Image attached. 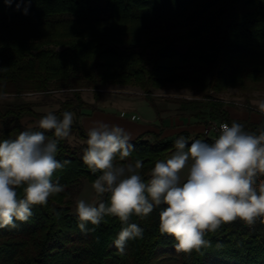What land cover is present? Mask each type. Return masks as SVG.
Wrapping results in <instances>:
<instances>
[{"label": "trees", "instance_id": "1", "mask_svg": "<svg viewBox=\"0 0 264 264\" xmlns=\"http://www.w3.org/2000/svg\"><path fill=\"white\" fill-rule=\"evenodd\" d=\"M105 85L140 89L158 120L153 91H194L202 100L180 102L181 111L188 106L205 111L183 110L180 118L232 123L218 94L236 89L248 100L254 91L264 93V0H0V98L71 92L55 112L75 114L70 135L80 140L73 146L67 138L58 143L56 159L69 163L52 181L65 190L46 205L33 206L27 222L0 228V264H264L259 220L222 224L205 235V246L191 252L177 251L174 237L161 233L160 208L130 218L143 235L128 241L122 254L113 243L123 227L118 218L105 216L99 225L89 222L86 231L79 229L78 216L70 213V190L101 174L82 159L87 130L79 118L89 113L80 91L91 89L97 99ZM41 117L28 102L0 104V140L24 130L43 131L21 122ZM235 122L249 133L264 131V115L258 122ZM45 135L55 138L52 131ZM180 136L189 145L199 139L186 131L170 138L144 132L132 137L131 155L123 161L117 156L114 164L140 160L138 173L147 180L155 162L175 151ZM18 193L23 195L22 188ZM108 199L98 196L97 203Z\"/></svg>", "mask_w": 264, "mask_h": 264}, {"label": "clouds", "instance_id": "2", "mask_svg": "<svg viewBox=\"0 0 264 264\" xmlns=\"http://www.w3.org/2000/svg\"><path fill=\"white\" fill-rule=\"evenodd\" d=\"M253 103L264 115V100ZM74 116L71 111L58 116L50 110L37 121L36 127L43 131L24 130L14 139L0 140V228L27 222L33 206L46 205L51 196L65 190L52 176L69 163L58 161L56 153L59 141L70 136ZM46 131L54 132L55 138L49 139ZM86 134L83 162L92 173H101L92 188L109 199L107 203L77 200L78 227L86 231L89 222L99 225L105 216L118 218L123 227L113 243L121 254L128 241L143 235L138 224L129 223L130 218L147 217L156 208H160L159 230L174 237L176 250L183 252L205 246V235L222 224L264 223V180L258 183V177L264 176V131L249 133L233 121L230 126L219 125L213 143L195 139L189 145L180 136L175 151L155 162L147 180L137 171L143 167L140 160L114 164L117 156L122 161L128 158L134 147L125 128L95 121Z\"/></svg>", "mask_w": 264, "mask_h": 264}, {"label": "rangeland", "instance_id": "3", "mask_svg": "<svg viewBox=\"0 0 264 264\" xmlns=\"http://www.w3.org/2000/svg\"><path fill=\"white\" fill-rule=\"evenodd\" d=\"M81 99L87 104V108L83 109L86 113H91V109H97L100 106L114 107L120 110H126L129 113H133L141 121L150 122L152 119L153 109L150 107L149 102L145 99L142 91L136 87L132 86H120V85H105L101 87L98 91V98L96 99L91 89H83L80 91ZM71 92L63 90L52 92L46 95L43 94H26L18 98L11 96H2L0 98V104L14 103V102H28L32 104L33 109L40 113L42 116L46 114L47 111L56 110L59 103L67 98H71ZM218 100L223 102V109H225L229 117L233 121L248 120L250 122H256L263 116L258 110L253 101L264 100V93L261 91H254L249 94L248 100L236 89H229L226 92L218 94ZM151 99L156 109L159 110L161 120L156 118L155 125L160 128L163 121L166 119H177L180 112L184 114H189L191 112H198V110L205 111V108L188 106L181 111L180 102L183 101H201V96L194 91H188L184 89L172 90V89H159L153 91L151 94ZM127 112V113H128ZM155 112V111H154ZM126 114V113H125ZM124 114V115H125ZM40 119V118H39ZM212 118L208 117L204 120H191L185 119L183 122H189L192 125L199 126V134H193V136L201 137L202 126L205 125ZM34 121V122H33ZM38 119L34 118H24L21 120L22 124L31 127L33 123H37ZM231 124V123H229ZM185 131V130H183ZM148 140H152L150 135L145 137ZM68 144L70 146L76 145L80 142L75 134H71L67 138ZM190 163V162H189ZM123 166V165H118ZM138 171V170H137ZM187 169L181 173L182 181L186 178ZM93 182H88L87 180H82L76 186H74L69 193L68 200L70 204V213H75L76 201L79 199H84L88 203H97L98 195L92 188Z\"/></svg>", "mask_w": 264, "mask_h": 264}, {"label": "crops", "instance_id": "4", "mask_svg": "<svg viewBox=\"0 0 264 264\" xmlns=\"http://www.w3.org/2000/svg\"><path fill=\"white\" fill-rule=\"evenodd\" d=\"M128 112V111H127ZM126 110H120L112 107L100 106L91 113L84 115L79 118L80 125L88 130L95 121H102L108 124H117L125 128L131 136H135L144 132H155L160 134L162 138H170L175 136L177 133L185 130L192 136L200 132V127L190 124L183 118L178 117L177 119H166L160 128L155 125L156 115L153 111L152 119L150 122H143L138 116L133 113H127ZM126 113V114H125ZM125 114V115H124ZM75 119V116H74ZM39 120V119H38ZM258 119L256 122H258ZM34 122V121H33ZM37 123H33L31 126H36Z\"/></svg>", "mask_w": 264, "mask_h": 264}, {"label": "built area", "instance_id": "5", "mask_svg": "<svg viewBox=\"0 0 264 264\" xmlns=\"http://www.w3.org/2000/svg\"><path fill=\"white\" fill-rule=\"evenodd\" d=\"M221 123H228V122H225V121H217V120H210L205 125H203L202 126V130H201V133H200L202 139L203 140H208L210 142H214V140L219 135V125ZM230 125L231 124H229V126ZM259 180H264V176H259L258 177V183H259Z\"/></svg>", "mask_w": 264, "mask_h": 264}]
</instances>
